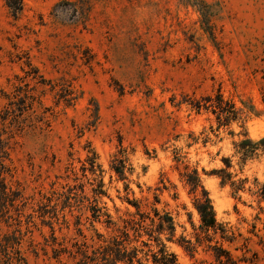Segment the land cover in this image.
I'll use <instances>...</instances> for the list:
<instances>
[{
	"label": "rangeland",
	"instance_id": "374dc122",
	"mask_svg": "<svg viewBox=\"0 0 264 264\" xmlns=\"http://www.w3.org/2000/svg\"><path fill=\"white\" fill-rule=\"evenodd\" d=\"M29 65L57 91L73 90L74 99L57 104L50 85L38 87L42 106L35 109L44 123L11 128L9 185L37 201L53 182H72L68 167L83 182L81 166L92 150L107 193L101 201L114 218L133 210L127 199L153 202L157 195L158 208L176 220V236L194 240L192 224L200 221L183 175L197 169L218 221L235 234V243L223 247L238 264H264V202L247 191L234 196L213 174L221 168L189 162L203 150L210 162L219 157L223 164L245 133L264 137V0H0V114L8 103L2 92L13 91ZM218 95L238 116L217 130V115L197 106ZM217 144L230 146L231 155H221L223 147L215 155L207 151ZM121 149L124 179L111 168ZM230 171L263 183L264 156L243 173L235 159ZM28 201L20 218L13 211L10 223L0 219V236L29 227L19 247L27 264H73L68 255L55 259L53 248L70 247L78 236V212L67 214L69 229L54 224L53 235L29 217ZM168 246L179 264H219L206 243L194 254ZM0 264H9L1 248Z\"/></svg>",
	"mask_w": 264,
	"mask_h": 264
},
{
	"label": "trees",
	"instance_id": "16d2710c",
	"mask_svg": "<svg viewBox=\"0 0 264 264\" xmlns=\"http://www.w3.org/2000/svg\"><path fill=\"white\" fill-rule=\"evenodd\" d=\"M24 73V76L15 77L17 83L13 85V91L2 92L8 103L0 114V219L10 223L9 221L14 219L13 211L17 212L20 218L22 213L20 206L30 204L28 201L30 200L33 214H29V217L40 218L43 224L50 226L54 235V224L69 229L67 214L73 215L75 211L78 212L74 221L78 236L71 239L70 247L55 242L61 247L53 248L55 259L68 255L73 264H179L177 255L168 246L169 243H177L191 254L206 243L219 264H238L231 252L223 247L224 242L235 243V234L218 221L213 201L197 169L187 170L183 175L185 184L193 196V207L200 221L197 228L192 224L194 240L185 235L176 236V220L170 212L158 208L160 199L157 195L154 196L153 202L148 199H127V204L133 210L126 209L114 218L106 204H102L101 201L107 193L101 177V166L97 163V154L92 150L81 166L85 178L83 182H80L81 178L75 168L68 167L67 172L70 171L73 177L68 175L66 178L72 182L66 181L64 184L53 182L50 190L38 191L37 201L34 197H25L19 187L9 185L6 177L11 172L7 164V161L11 160L10 140L13 138L10 134L11 128L23 130L28 126L37 129L40 123H44V117L37 115L35 109V104L42 106L41 96L37 94L38 87L50 85L51 91H55L58 97L57 104L64 101L66 105H70L74 99L73 90L67 87L57 91V85L40 75L37 68L29 65V70ZM28 82H33L34 86ZM205 101L204 104L199 103L197 108L200 109L202 106L206 109L211 108L217 115L219 123L217 130L226 126V123L237 120L238 114L234 105L225 102L220 95L216 100L207 97ZM233 145L234 154L223 158L224 167L213 171V174L220 179L222 186H230L234 196L247 191L256 196L259 203L264 202V182H259L257 178L250 182L248 177L240 178L238 174L230 171L234 168L235 159L243 173L248 162L264 156V137L253 140L245 133L244 138ZM120 153L122 158L116 159L118 166L111 168L124 179L126 161L123 157L126 156V151L121 149ZM87 172L92 178L88 177ZM86 185L90 186L89 193L86 192ZM17 221L18 225L22 223L21 219ZM97 224L104 227V233L97 229ZM83 227L87 228L89 234L84 233ZM28 231L29 227L26 232L18 229L0 236V248L7 255L9 264H27L25 258L20 255L19 247Z\"/></svg>",
	"mask_w": 264,
	"mask_h": 264
},
{
	"label": "clouds",
	"instance_id": "9594fccd",
	"mask_svg": "<svg viewBox=\"0 0 264 264\" xmlns=\"http://www.w3.org/2000/svg\"><path fill=\"white\" fill-rule=\"evenodd\" d=\"M223 147L224 151L221 155H231V147L226 145L217 144L215 147L209 146L207 151L215 155L217 148ZM196 161H199V167L204 168H222L224 165L220 162L219 157H217L214 161L210 162V157L204 154V151L201 150L199 155H190L189 162L195 164Z\"/></svg>",
	"mask_w": 264,
	"mask_h": 264
}]
</instances>
